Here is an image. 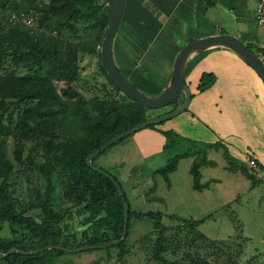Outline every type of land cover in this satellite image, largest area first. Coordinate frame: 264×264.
Wrapping results in <instances>:
<instances>
[{"label":"trees","instance_id":"1","mask_svg":"<svg viewBox=\"0 0 264 264\" xmlns=\"http://www.w3.org/2000/svg\"><path fill=\"white\" fill-rule=\"evenodd\" d=\"M22 15L32 18L31 26L19 20ZM106 18L107 9H102L99 0H0V227L5 221L11 233L19 230L16 238L0 237V252L10 247L18 249L0 256V264H43L46 256L65 252L56 248L33 253L19 250H33L42 245L76 247L120 236L121 197L112 180L86 165L84 158L108 138L148 119V108L128 98L120 101L111 93L86 98L69 86L82 82L78 53L90 54L97 46L101 70L112 88L122 95L110 81L98 52ZM86 35H91V39H85ZM257 50L264 56L262 48ZM211 80L212 74L202 71L196 90ZM55 81L63 82L64 86L57 89ZM175 100L166 111L176 106ZM105 148L89 160L102 170L94 158ZM185 154H173L153 171L165 175L174 168L176 159ZM206 162L195 158L189 165L194 189L201 188L198 166ZM255 163L264 172V165L258 160ZM238 168L252 185L264 182V177L258 179L246 165L240 164ZM111 176L120 187L116 177ZM38 178L42 179V185ZM56 184L59 197L68 201V206H53ZM121 192L127 204V221L131 216L152 218L151 231L155 230V237L149 259L162 264L184 261L216 264L207 260L206 253L199 254L196 250L183 251L177 260L166 259L162 252L169 249L159 221L160 212L131 211L122 189ZM69 206L77 207L76 214L82 215L83 241L79 243H74V234L63 233L67 226L63 220L71 214ZM33 208L39 212L38 220L26 213ZM199 221L188 219L187 224L195 226ZM125 234L126 227L124 237ZM123 239L114 245L121 247ZM203 242L224 244L222 240L206 237ZM235 248L237 255L238 244ZM169 251L174 253V249Z\"/></svg>","mask_w":264,"mask_h":264},{"label":"rangeland","instance_id":"2","mask_svg":"<svg viewBox=\"0 0 264 264\" xmlns=\"http://www.w3.org/2000/svg\"><path fill=\"white\" fill-rule=\"evenodd\" d=\"M99 2L102 9H107L108 0ZM4 17H8L7 11ZM220 19L216 17L214 22L217 26L213 32L236 34L235 27ZM19 20L25 26L32 25V18L28 15L20 16ZM194 26L190 36L203 33L201 27ZM244 26L252 32L264 27L255 24L253 11L250 17H244ZM116 38L117 34L114 33L111 52L118 66L123 61L119 46H125L126 43L121 41L117 44ZM85 39H91V35H86ZM239 39L253 54L263 56L257 50L259 46L247 44L243 35ZM204 54L198 55L192 68L184 71L183 82H197L201 72L205 71L212 74L208 85L194 93V84H191L192 99L180 112L113 141L94 158V163L116 177L131 211L160 212L159 221L164 227L167 248L174 249L173 254L169 250L162 252L166 259L177 260L183 251L196 250L199 254L206 253L207 260L216 264H260L264 262V182L252 185L238 166L246 165L245 160L252 158L254 165L249 169L258 179L264 177V172L255 163L258 160L264 165V83L241 60L238 61L243 67L235 68L233 63L237 62L233 61L217 68L210 62L216 64L215 58H223V54L212 53L207 59H202ZM77 59L82 82L71 83L70 87L86 98L111 93L117 95L120 101L127 100L126 96L119 95L108 83L99 66L97 46H94L90 54L78 53ZM144 60L156 75L164 76L169 66L170 51L153 44L142 56ZM54 83L57 89L64 86L61 81ZM146 86L153 85L148 83ZM212 106L215 107L211 109ZM170 107L168 103L148 108L147 115L149 118L160 115ZM11 147V141H8L7 148ZM179 152L186 154L176 159L171 171L165 175L153 171ZM195 158L207 161L198 166V182L201 184L198 190L191 187L188 171ZM38 182L42 185L41 178H38ZM58 193L56 184L53 206H68L70 203L60 198ZM69 208L71 214L70 218L63 220L67 225L63 233L74 234V243H79L83 241L82 215L76 214L77 207ZM26 213L31 214L35 220L39 219V212L35 208L27 209ZM188 219L201 221L195 226H189ZM151 223L150 217L131 216L127 221L121 247L113 243L87 247L46 256L43 264H162L149 259L155 237ZM18 231L11 233L9 225L4 221L1 223L0 237L16 238ZM145 233L149 234L143 236ZM204 237L222 240L224 244L204 243ZM237 244L240 251L236 255L234 252Z\"/></svg>","mask_w":264,"mask_h":264},{"label":"crops","instance_id":"3","mask_svg":"<svg viewBox=\"0 0 264 264\" xmlns=\"http://www.w3.org/2000/svg\"><path fill=\"white\" fill-rule=\"evenodd\" d=\"M254 3L255 0H123L120 26L118 27V22L115 34H117V44L124 41L126 45L119 46L122 49L119 54L123 61L122 64L115 65L122 76L136 89L145 95H156L168 85L172 58L188 37L223 33L222 31L213 32L217 26L214 22L217 16L235 27L236 34L231 33L232 35L238 39L243 35L247 44L254 47L259 46L264 50V27H259L252 32L250 28L247 29L244 26V17H250ZM205 14L209 16H200ZM194 25L201 27L204 30L203 33L190 36ZM153 44H156L160 49L165 48L170 51L169 66L164 76L156 75V72L146 64V60L142 61V56L149 51ZM212 53L223 54V58H215L216 64L210 62L217 68L229 64V62L233 63V61L237 62L233 63L235 68L243 67L238 60L244 61L231 49L223 46H211L194 52L186 59L183 74L186 69L192 68L193 61L198 55L204 54L202 59H207ZM257 57L264 65V56ZM148 83L153 86H146ZM196 83V81L190 80L186 83L191 94L190 85L194 84L193 91L195 93ZM179 95L181 99L177 102ZM178 96L175 100L177 103L175 107L179 106L182 101V93ZM191 99L189 98V102ZM213 107L215 106H212L211 109Z\"/></svg>","mask_w":264,"mask_h":264},{"label":"water","instance_id":"4","mask_svg":"<svg viewBox=\"0 0 264 264\" xmlns=\"http://www.w3.org/2000/svg\"><path fill=\"white\" fill-rule=\"evenodd\" d=\"M122 7H123V0H108L106 25L98 46L100 61L104 66L105 72L107 73L110 81L124 96H126L130 100L136 101L142 107L145 108H156L162 105H166L172 102L180 93H182V101L179 106L171 109L170 111L145 119L108 138L103 143L99 144L84 158V162L86 165L90 166L92 169L96 171H99L100 173H102L103 175L107 176L109 179L112 180L117 193L121 197L122 223H121L120 236L117 239L103 243H97V244L79 245L76 247H62L59 245H42L33 250H19L20 252L33 253L48 248H56L64 252L77 251L87 247L94 248V247H101L110 243L114 244L123 239L126 222H127V204L122 197L121 189L111 175H109L106 171L92 165L89 160L99 150L103 149L105 146L109 145L113 141L120 139L122 136L128 134L129 132H132L145 125L158 122L172 115H175L186 106L190 98V93L188 87L183 82V66H184V62L187 59V55L191 50L194 49V52H196L216 45L227 47L231 49L233 52H235L237 55H239L241 59L245 63H247L260 76V78L264 83V65L260 62V60L256 57V55H254L251 51H249L242 43V41L238 39L236 36L228 33H218L203 37L188 38L180 46V48L175 52L173 56L168 85L156 95H145L141 93L138 89L134 87V85H132L127 79H125L122 76V74L119 72L113 61V57L111 53L112 39L116 31L118 22L120 20ZM13 250H18V249L14 247H10L4 252H0V256H4Z\"/></svg>","mask_w":264,"mask_h":264},{"label":"built area","instance_id":"5","mask_svg":"<svg viewBox=\"0 0 264 264\" xmlns=\"http://www.w3.org/2000/svg\"><path fill=\"white\" fill-rule=\"evenodd\" d=\"M253 17L256 25H264V0H255L253 8ZM245 164L248 167H253L254 160L252 158H248L245 160Z\"/></svg>","mask_w":264,"mask_h":264},{"label":"bare ground","instance_id":"6","mask_svg":"<svg viewBox=\"0 0 264 264\" xmlns=\"http://www.w3.org/2000/svg\"><path fill=\"white\" fill-rule=\"evenodd\" d=\"M193 52H194V49L191 50V51L188 53V55H187V59L193 54Z\"/></svg>","mask_w":264,"mask_h":264}]
</instances>
